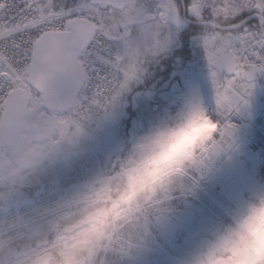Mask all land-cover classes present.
Wrapping results in <instances>:
<instances>
[{
    "label": "snow or ice",
    "instance_id": "snow-or-ice-1",
    "mask_svg": "<svg viewBox=\"0 0 264 264\" xmlns=\"http://www.w3.org/2000/svg\"><path fill=\"white\" fill-rule=\"evenodd\" d=\"M192 25L214 108L195 93L184 103L218 122L211 143L227 155L237 144L233 116L246 113L264 76V0H0V264H37L76 203L66 194L86 187L73 177L86 140L118 121L153 66L182 63L181 34ZM171 191L122 224L90 264H124Z\"/></svg>",
    "mask_w": 264,
    "mask_h": 264
},
{
    "label": "clouds",
    "instance_id": "clouds-1",
    "mask_svg": "<svg viewBox=\"0 0 264 264\" xmlns=\"http://www.w3.org/2000/svg\"><path fill=\"white\" fill-rule=\"evenodd\" d=\"M217 130L218 122L207 112L183 103L133 133L82 181L81 194H66L76 203L60 217L44 248L52 264H90L97 248L133 212L173 188ZM189 264H264V187L236 200L211 225Z\"/></svg>",
    "mask_w": 264,
    "mask_h": 264
},
{
    "label": "rangeland",
    "instance_id": "rangeland-1",
    "mask_svg": "<svg viewBox=\"0 0 264 264\" xmlns=\"http://www.w3.org/2000/svg\"><path fill=\"white\" fill-rule=\"evenodd\" d=\"M196 48L200 47L197 46ZM198 60H200V63L196 69L189 68L186 71V77L190 78V82L185 79V83L190 88L180 92V94H182L185 102L188 97L195 93L205 105L207 101L213 102V91L208 69L199 72L200 67H207V65L202 57H198ZM196 74L197 78L195 77ZM260 99V96H256L255 100L250 99V107L246 112L250 114L254 107L257 109L263 108L264 100L261 101ZM140 102L146 104L150 103V100L142 98ZM164 113L163 110L154 118L156 119ZM115 132H117V129L111 130L108 136L115 138ZM213 138L219 139L216 135ZM236 140L235 150L227 155H224V152L227 151L225 145H221L222 151L217 152L214 150L213 145L210 147L211 141L201 152L208 151L209 160L207 163L210 167L216 168L219 174L226 172L245 174L248 170L258 168L257 157L246 148L240 139L236 138ZM115 145V143H108L105 146L103 144L100 146L112 149ZM94 147H97L96 143L93 145ZM98 151L99 148H96V152L90 153L92 162L97 157ZM112 151L107 150L106 154L110 155ZM246 157L250 160L244 162ZM185 173L175 179V184L171 189L173 199L162 204H156L150 209V233L157 231L163 238L155 237L152 232V236H147L139 249L134 250L131 256L125 258L124 264H189L198 241L217 219L225 215L237 200L236 198L230 199L220 192V188L212 183L210 178L202 171H196L195 167H188ZM201 176H204V179L200 180V185L197 187L195 181L199 180ZM181 185H183V193L180 190ZM241 188L247 197L253 190L260 187ZM138 217H140V212H133L123 224L132 223ZM139 222L144 223L142 217ZM44 248L39 251V255L45 251Z\"/></svg>",
    "mask_w": 264,
    "mask_h": 264
},
{
    "label": "flooded vegetation",
    "instance_id": "flooded-vegetation-1",
    "mask_svg": "<svg viewBox=\"0 0 264 264\" xmlns=\"http://www.w3.org/2000/svg\"><path fill=\"white\" fill-rule=\"evenodd\" d=\"M196 27L197 26H195V29H196ZM195 55H196V52H193L192 55H190L191 57H190L189 61L191 60V58L193 59V57H194V62L196 64L197 60L195 59ZM167 66H169V64H167ZM170 91H171V89H167V90L157 94V97H158L157 103L151 104V106L149 108L155 112H159L163 107L164 100L168 99ZM128 106H129V99L126 101V105H125V108L123 110V114L119 117L118 121L114 124V125H116V127H119V134L117 135L116 139L114 140L118 144V147H117L118 151L124 146L126 141L129 139L128 131L126 129L129 128L130 126H133V125L137 126L138 125L137 117L135 116L133 111H131L128 108ZM107 128L111 129L110 127L106 126L105 128L98 131L95 134V137L93 139H91L89 141L86 140V143H88V150L84 156L80 157L76 161L75 166H74V172H73L74 178H80L84 181L85 178L91 176L98 169L102 168L104 166V164L106 163L108 156L103 155V154H97L96 155L97 157L92 162L91 161L92 158L90 156V153H92L95 150V147L93 148V145H95V143L107 144L108 141L110 142V137L107 135ZM98 147H100V146L98 145ZM100 149H105V148L100 147ZM153 233H154V236L158 235L159 237H161V235L159 233H156V232H153ZM150 235H152V232L150 233ZM47 243L45 244V246L47 245ZM33 247H35V245H33ZM42 249L43 248H40V249H38V251H41ZM44 252H46V251H44ZM43 253H41V254H43Z\"/></svg>",
    "mask_w": 264,
    "mask_h": 264
},
{
    "label": "bare ground",
    "instance_id": "bare-ground-1",
    "mask_svg": "<svg viewBox=\"0 0 264 264\" xmlns=\"http://www.w3.org/2000/svg\"><path fill=\"white\" fill-rule=\"evenodd\" d=\"M258 87L261 91L264 89V87L260 85H258ZM215 127L216 126L213 125V128ZM208 160L209 154L208 151H206L205 153L199 154L191 166L197 168V165H199L203 174L207 175L211 182L220 188L219 191L230 199L236 198L238 200L246 197L241 187L246 189H250L253 186L264 187V176H261L257 169L248 170L245 174H234L232 172L219 174L216 168L208 165ZM245 160L249 161L250 159L246 157Z\"/></svg>",
    "mask_w": 264,
    "mask_h": 264
},
{
    "label": "built area",
    "instance_id": "built-area-1",
    "mask_svg": "<svg viewBox=\"0 0 264 264\" xmlns=\"http://www.w3.org/2000/svg\"><path fill=\"white\" fill-rule=\"evenodd\" d=\"M258 85L264 87V77H257L255 81L256 89ZM213 108L214 105L212 104L206 106L209 111H212ZM233 123L239 126L237 138L243 141L250 151L257 154L259 173L264 175V109L256 111L255 115L251 117L245 114L235 115L233 116ZM216 135H218V130Z\"/></svg>",
    "mask_w": 264,
    "mask_h": 264
},
{
    "label": "trees",
    "instance_id": "trees-1",
    "mask_svg": "<svg viewBox=\"0 0 264 264\" xmlns=\"http://www.w3.org/2000/svg\"><path fill=\"white\" fill-rule=\"evenodd\" d=\"M194 34V30L191 28V26L186 29L181 35H182V39H183V48L182 50L179 51L180 55L181 56H186L188 55L189 53V50L193 49L195 47V44L193 45L191 43V39H192V35ZM165 60H167V58H164L160 65L159 66H153L152 67V72L153 74H150L147 78V83L143 86H140L139 88L140 89H143V90H146V89H153L154 91H157V88L159 86V83L156 81V77L157 76H160L162 75L163 73V79L167 78L168 74H169V71H165L163 69V66H164V63H165ZM172 65H171V68H175L177 67L178 65L174 64L171 60H169ZM187 63V58H184V64L186 65ZM165 71V72H164ZM255 92H253V95L251 97V99H254L255 97ZM179 106V105H178ZM178 106H175L174 107V110L173 112H175L178 108Z\"/></svg>",
    "mask_w": 264,
    "mask_h": 264
},
{
    "label": "water",
    "instance_id": "water-1",
    "mask_svg": "<svg viewBox=\"0 0 264 264\" xmlns=\"http://www.w3.org/2000/svg\"><path fill=\"white\" fill-rule=\"evenodd\" d=\"M52 257L49 254H44L43 256L38 257L37 264H50Z\"/></svg>",
    "mask_w": 264,
    "mask_h": 264
}]
</instances>
